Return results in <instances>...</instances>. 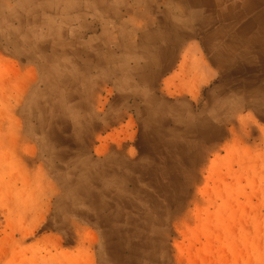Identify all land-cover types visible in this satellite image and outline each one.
<instances>
[{
    "label": "rangeland",
    "instance_id": "1",
    "mask_svg": "<svg viewBox=\"0 0 264 264\" xmlns=\"http://www.w3.org/2000/svg\"><path fill=\"white\" fill-rule=\"evenodd\" d=\"M174 1L0 0V264H264V65Z\"/></svg>",
    "mask_w": 264,
    "mask_h": 264
},
{
    "label": "crops",
    "instance_id": "2",
    "mask_svg": "<svg viewBox=\"0 0 264 264\" xmlns=\"http://www.w3.org/2000/svg\"><path fill=\"white\" fill-rule=\"evenodd\" d=\"M74 1L88 3V5H85L86 7L89 6L90 2L93 7L97 8L101 20L108 17V14L110 13L114 16L119 14L118 6L123 2V0H50L52 4L66 3L67 9L71 10V12L74 10ZM204 1L205 0H193L194 6L190 7L188 5L189 0H176L173 2V7H176L174 11L176 10V12H166L164 20L172 19L175 22L184 23L188 27L190 25V15L202 18L204 13ZM110 2H113L114 5H110ZM246 5L248 7L251 6V4L247 3L238 4L236 3V0H214V7L216 10L222 8L223 10L227 9V13L223 17L225 21H228L226 26V39L229 40L230 45L223 50L225 53H228V57H234L237 52H245L247 51L246 49L250 48L254 54H248V57H244V59L236 58L238 62H234L237 65H241V67L257 66L261 68V66L264 65V57L261 56L262 52H264V47L261 46V44H264V8L261 7L264 6V4L257 5L253 8L252 6L249 7L250 9H253L252 11L248 10ZM236 8H239V10L234 11ZM256 10L258 11L257 13ZM91 11L92 9L88 7L87 13H90ZM214 16L218 17V11L214 12ZM70 18L73 19V16H70ZM216 31L218 33H223L224 28H222L221 25H217ZM257 53L259 54L258 56L256 55ZM237 57H239V55H237ZM217 72V69L214 67V73Z\"/></svg>",
    "mask_w": 264,
    "mask_h": 264
},
{
    "label": "bare ground",
    "instance_id": "3",
    "mask_svg": "<svg viewBox=\"0 0 264 264\" xmlns=\"http://www.w3.org/2000/svg\"><path fill=\"white\" fill-rule=\"evenodd\" d=\"M193 7V6H192Z\"/></svg>",
    "mask_w": 264,
    "mask_h": 264
}]
</instances>
